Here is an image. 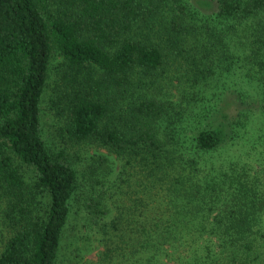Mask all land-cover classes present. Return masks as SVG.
Wrapping results in <instances>:
<instances>
[{
  "label": "trees",
  "instance_id": "16d2710c",
  "mask_svg": "<svg viewBox=\"0 0 264 264\" xmlns=\"http://www.w3.org/2000/svg\"><path fill=\"white\" fill-rule=\"evenodd\" d=\"M54 52L63 136L107 153L82 180ZM263 128L264 0H0V264H57L75 218L99 264H264Z\"/></svg>",
  "mask_w": 264,
  "mask_h": 264
},
{
  "label": "rangeland",
  "instance_id": "374dc122",
  "mask_svg": "<svg viewBox=\"0 0 264 264\" xmlns=\"http://www.w3.org/2000/svg\"><path fill=\"white\" fill-rule=\"evenodd\" d=\"M60 64L61 57L58 53L54 52L50 58L48 66V84L45 88L43 100L41 102V130L47 145L54 149L61 148L66 150L67 154L71 158V161H73L75 170L80 176L87 167V164H89L90 157L97 154L107 155V153L104 149L95 145H75L63 136L62 128L64 122L62 118L58 117L51 108L54 81ZM236 78H238V76ZM239 81L240 80L238 79L236 82ZM259 137L260 138L257 140L256 147L250 150L249 155L256 160V163L252 168L264 172V128ZM116 164L119 166L120 162L117 161ZM124 191L127 190L125 189ZM132 192L136 193L137 197L142 196L136 188H133L131 190V193ZM119 199H123V197L119 196ZM125 205L130 207L131 202L127 200L125 201ZM2 208L3 206L0 204V210ZM77 221L78 220L76 218L73 219V223L70 226L71 230L67 229L66 233H64L62 237L57 264H99V254L103 249L101 242H99L100 235L90 226H82L80 223L76 224ZM261 233L264 235L263 227L261 228ZM261 242L264 246V238H262ZM171 264L175 263L171 262Z\"/></svg>",
  "mask_w": 264,
  "mask_h": 264
}]
</instances>
